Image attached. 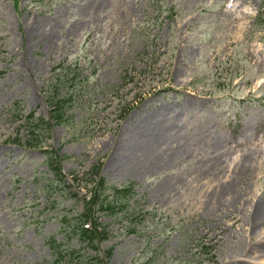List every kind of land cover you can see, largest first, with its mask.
Returning <instances> with one entry per match:
<instances>
[{"label": "rangeland", "instance_id": "rangeland-1", "mask_svg": "<svg viewBox=\"0 0 264 264\" xmlns=\"http://www.w3.org/2000/svg\"><path fill=\"white\" fill-rule=\"evenodd\" d=\"M228 5L0 0V264H45L51 237L80 249L58 219L96 176L135 188L127 214L91 213L107 264H264V223L248 226L264 198V0ZM160 126L171 141L137 147ZM48 153L69 185L49 182ZM242 164L235 205L208 199Z\"/></svg>", "mask_w": 264, "mask_h": 264}, {"label": "trees", "instance_id": "trees-1", "mask_svg": "<svg viewBox=\"0 0 264 264\" xmlns=\"http://www.w3.org/2000/svg\"><path fill=\"white\" fill-rule=\"evenodd\" d=\"M259 19L264 25V16L261 15ZM53 99H56V97L52 96L48 101L52 106L50 113L56 122L59 123L61 119H63L65 107L63 102V106L60 103L61 99H57L56 102L52 101ZM43 125L47 126V122ZM38 126L39 125L33 121L27 124V128H31L32 130ZM27 140V144H29L30 137H28ZM45 160L53 174L51 181H55L57 185H62L63 187L69 185L61 173L58 161L51 157L49 153ZM92 181L93 186L89 189V196H87V198L85 196L82 197L83 209L77 210L71 215L65 214L58 219L61 231L75 237L80 243L81 248L64 249L62 248V241L51 239L49 241L53 259L47 261L45 264H105V258L103 256L97 253H91L92 250H98L101 242L108 236L105 224L100 219L103 216L116 215L123 210V215L127 214V202L133 198L135 190L133 185L115 186L109 184L102 176H96V180L92 179ZM93 211L100 212V219L94 217V214H91ZM104 253H106L105 255L108 258L111 249H107ZM150 260L151 259L145 264H150Z\"/></svg>", "mask_w": 264, "mask_h": 264}, {"label": "bare ground", "instance_id": "bare-ground-1", "mask_svg": "<svg viewBox=\"0 0 264 264\" xmlns=\"http://www.w3.org/2000/svg\"><path fill=\"white\" fill-rule=\"evenodd\" d=\"M158 127L155 128L158 130ZM145 138V137H144ZM144 138H141L138 143L137 147L141 148L142 150L149 153H154L155 151V146L158 148L160 144H164L165 142L171 141L172 138L169 136H165V132L161 130V126L159 128V134L158 137L153 136L152 134L145 140L143 141ZM143 141V142H142ZM142 143V144H141ZM186 147H183L182 150H185ZM176 150H171V152H174ZM135 153V152H134ZM133 153V154H134ZM174 155V154H172ZM249 166L242 164V167L238 169L234 174L228 175L230 178L228 180H224L221 183H217L216 187L214 190H210L208 192V199L212 198L213 200H216V203L224 204L226 200H230L229 203L233 202V205H235L236 200L234 199V192H239L236 189V182L239 181L237 180L241 175L247 174ZM216 195H220L216 198ZM232 205V204H230ZM253 212L248 215L249 216V223L248 226H250V231L253 234L258 233V228L259 226L264 223V198L256 201L253 205ZM244 231L241 227L239 228L236 227V230ZM252 236L251 234H249ZM255 251H258L260 253H264V242L263 243H258L255 247H253ZM263 255V254H262ZM238 261V260H235Z\"/></svg>", "mask_w": 264, "mask_h": 264}, {"label": "clouds", "instance_id": "clouds-1", "mask_svg": "<svg viewBox=\"0 0 264 264\" xmlns=\"http://www.w3.org/2000/svg\"><path fill=\"white\" fill-rule=\"evenodd\" d=\"M239 2H240V0H229V5H228V7H229V8H232V7H234V6H238V5H239ZM243 10H244V11H248V7L246 6Z\"/></svg>", "mask_w": 264, "mask_h": 264}]
</instances>
